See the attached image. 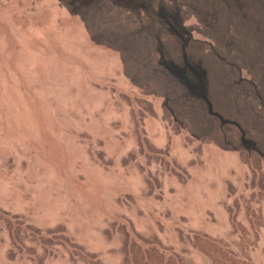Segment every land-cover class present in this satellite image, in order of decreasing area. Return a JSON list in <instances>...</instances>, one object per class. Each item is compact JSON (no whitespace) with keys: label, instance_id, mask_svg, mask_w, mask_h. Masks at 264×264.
Returning a JSON list of instances; mask_svg holds the SVG:
<instances>
[{"label":"rangeland","instance_id":"rangeland-1","mask_svg":"<svg viewBox=\"0 0 264 264\" xmlns=\"http://www.w3.org/2000/svg\"><path fill=\"white\" fill-rule=\"evenodd\" d=\"M252 150L264 0H0V209L71 242L12 259L0 231V264H122L125 234L206 264L195 234L233 244L264 214Z\"/></svg>","mask_w":264,"mask_h":264},{"label":"trees","instance_id":"trees-1","mask_svg":"<svg viewBox=\"0 0 264 264\" xmlns=\"http://www.w3.org/2000/svg\"><path fill=\"white\" fill-rule=\"evenodd\" d=\"M148 109V112L154 113L151 106ZM145 143L148 149H150L151 154L156 153L158 155L156 162L164 164L169 168L170 163L166 160L168 159V153L163 150L154 149L148 141H145ZM141 152L143 153L142 144ZM241 159L251 167V186H258L260 188V191L256 195L253 194V196H257L260 199L263 198L264 156L254 150L242 151ZM146 180L150 186L154 184V180L150 176H147ZM246 214L250 224L249 227L233 219L234 227L240 233L239 240L233 244L226 240L201 233L194 235L192 239L194 244L209 257L206 264H254L247 249L256 243L259 235L258 230L264 227V214L260 209L256 210L251 208L246 211ZM0 229L1 232H8L10 236L12 243L9 250V257L12 259L17 257L19 253H25L30 255L32 260H34L33 257L36 255V250L32 246V242H43L44 244L48 243L52 246L71 243L62 228L58 227L43 234L38 227L28 224L18 214L1 209ZM123 251L125 256L122 264H194L185 263L169 247L164 246L157 239L153 241L145 238L142 241L130 240L129 235L125 234ZM34 264H42V261L40 260L39 263Z\"/></svg>","mask_w":264,"mask_h":264}]
</instances>
